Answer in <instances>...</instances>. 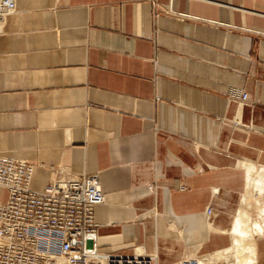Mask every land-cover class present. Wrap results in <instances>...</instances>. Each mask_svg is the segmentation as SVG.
<instances>
[{
	"label": "crops",
	"instance_id": "obj_1",
	"mask_svg": "<svg viewBox=\"0 0 264 264\" xmlns=\"http://www.w3.org/2000/svg\"><path fill=\"white\" fill-rule=\"evenodd\" d=\"M0 156L99 174L105 252L264 264V0H16Z\"/></svg>",
	"mask_w": 264,
	"mask_h": 264
},
{
	"label": "built area",
	"instance_id": "obj_2",
	"mask_svg": "<svg viewBox=\"0 0 264 264\" xmlns=\"http://www.w3.org/2000/svg\"><path fill=\"white\" fill-rule=\"evenodd\" d=\"M15 12L16 0H0V28ZM229 97L245 102L248 94L231 87ZM32 172L27 161L0 156V187L7 192L0 205V264H157L156 255L100 249L95 208L105 202V195L99 174L55 171L46 188L36 191L30 188Z\"/></svg>",
	"mask_w": 264,
	"mask_h": 264
},
{
	"label": "bare ground",
	"instance_id": "obj_3",
	"mask_svg": "<svg viewBox=\"0 0 264 264\" xmlns=\"http://www.w3.org/2000/svg\"><path fill=\"white\" fill-rule=\"evenodd\" d=\"M257 184H258V183H257ZM244 204H245V203H244ZM244 204H243V206H244ZM246 205H248V204H246ZM244 207H245V206H244ZM244 207H243V214H244V211H245L246 208H247V207H245V208H244ZM249 210H250V209H249ZM258 211H259V210H258ZM259 212H260V211H259ZM259 212H258V213H259ZM245 214H246V213H245ZM247 214H248V213H247ZM259 216H260V215H259ZM251 217H252V216H251ZM246 218H247V217H246ZM248 218H249V217H248ZM252 218H253V217H252ZM243 219H244V216H243ZM248 220H249V219H248ZM253 220L255 221V219H253ZM253 220H251V221H253ZM257 221H258V220H257ZM242 222H243V221H242ZM242 222H241V223H242ZM247 222H248V221H247ZM247 224H249V223H247ZM252 225H253V224H251L250 226L252 227ZM244 226H245V225H244ZM256 226H257V225H256ZM241 227H242V226H241ZM247 227H248V226H247ZM247 227H245V230H246ZM251 227H250V228H251ZM257 227H259V226H257ZM257 227H255V228H257ZM248 228H249V227H248ZM245 230H244V231H245ZM258 230H259V229H258ZM249 231H250V230H249ZM251 231H252V229H251ZM255 231H256V230H255ZM246 232H247V231H246ZM253 233H254V232H253ZM255 233H256V232H255ZM250 234H252V233H250ZM248 235H249V234H248ZM252 235H253V234H252ZM252 235H251V236H252ZM245 236H246V235H245ZM253 238H254V236H253ZM240 241H241V240H240ZM255 244H256V242H255ZM249 247H250V246H249ZM254 247H255V246H254ZM249 249H250V248H249ZM252 249H253V248H252ZM253 250H254V249H253ZM248 261H250V260L248 259ZM236 262H238V261L236 260ZM200 264H204V263H203V259L200 260Z\"/></svg>",
	"mask_w": 264,
	"mask_h": 264
},
{
	"label": "rangeland",
	"instance_id": "obj_4",
	"mask_svg": "<svg viewBox=\"0 0 264 264\" xmlns=\"http://www.w3.org/2000/svg\"><path fill=\"white\" fill-rule=\"evenodd\" d=\"M249 201V203L251 202V203H253L254 205L256 204V202L254 201V200H248ZM248 206V205H247ZM250 209V210H249ZM248 211H250L251 213H257V211L253 208V207H248ZM224 264V262L223 261H218V262H215V263H209V264Z\"/></svg>",
	"mask_w": 264,
	"mask_h": 264
}]
</instances>
